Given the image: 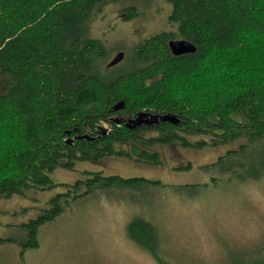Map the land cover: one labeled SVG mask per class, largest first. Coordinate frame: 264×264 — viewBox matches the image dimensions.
<instances>
[{
	"label": "trees",
	"instance_id": "1",
	"mask_svg": "<svg viewBox=\"0 0 264 264\" xmlns=\"http://www.w3.org/2000/svg\"><path fill=\"white\" fill-rule=\"evenodd\" d=\"M117 1L0 0V199L65 188L19 225L23 240L0 238V246L38 248L44 225L98 190L110 196L116 189L167 188L145 177L88 171L73 184L53 181L55 170H74L78 162L117 157L163 166L169 148L243 141L201 169L241 181L264 175V0H168L171 30L108 67L110 49L93 37L91 23L101 6ZM124 12L128 20L141 14L134 6ZM174 39L192 42L196 51L174 55ZM120 102L124 108L115 111ZM140 113L175 115L179 123L128 127ZM248 155L260 156V173L240 174ZM206 187L174 189L185 195ZM156 229L140 216L127 226L132 240L166 264L152 240ZM251 262L264 264V256Z\"/></svg>",
	"mask_w": 264,
	"mask_h": 264
},
{
	"label": "rangeland",
	"instance_id": "2",
	"mask_svg": "<svg viewBox=\"0 0 264 264\" xmlns=\"http://www.w3.org/2000/svg\"><path fill=\"white\" fill-rule=\"evenodd\" d=\"M129 6L136 7L140 16L126 19L124 9ZM171 11L168 0H119L101 6L91 32L110 49L106 66L118 52L127 55L147 38L170 31ZM103 127L109 129L108 124ZM242 142L202 149L169 148L163 166L111 157L98 163L78 162L74 170H55L51 177L56 183L73 184L88 171L145 177L161 181L167 188L140 193L116 189L110 196L98 190L44 225L38 248L22 252L17 244H2L0 264H160L128 235L127 226L137 216L157 227L152 240L158 242V254L166 264L252 263L264 256V175L241 181L215 169L212 173L201 169L238 149ZM189 163V170L181 169ZM261 163L260 156L248 155L240 174L260 173ZM187 184L208 187L185 195L174 189ZM63 191L64 187L33 189L26 196L0 199V238L23 240L19 225L36 218L48 207L49 199Z\"/></svg>",
	"mask_w": 264,
	"mask_h": 264
},
{
	"label": "water",
	"instance_id": "3",
	"mask_svg": "<svg viewBox=\"0 0 264 264\" xmlns=\"http://www.w3.org/2000/svg\"><path fill=\"white\" fill-rule=\"evenodd\" d=\"M169 47L171 52L176 55H184L189 53H194L196 51L195 45L187 40L184 39H174L169 41ZM126 53L123 51L118 52L114 58L110 61L108 64V67H114L121 63L125 58ZM124 108V103L120 102L115 107V111H119ZM120 122V120H117ZM164 121V122H170L174 124L179 123V119L175 115H153L149 113H140L136 119H132L126 123L128 127L132 126H138L140 124L146 123V124H153L155 122Z\"/></svg>",
	"mask_w": 264,
	"mask_h": 264
}]
</instances>
